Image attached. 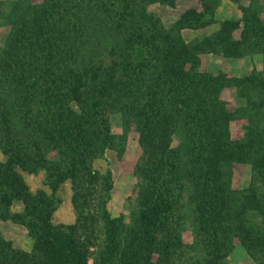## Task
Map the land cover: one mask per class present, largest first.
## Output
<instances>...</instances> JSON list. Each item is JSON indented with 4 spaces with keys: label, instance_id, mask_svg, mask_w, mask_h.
Listing matches in <instances>:
<instances>
[{
    "label": "trees",
    "instance_id": "obj_1",
    "mask_svg": "<svg viewBox=\"0 0 264 264\" xmlns=\"http://www.w3.org/2000/svg\"><path fill=\"white\" fill-rule=\"evenodd\" d=\"M175 1L0 0V27H9L0 46L5 157L0 160V205L9 210L20 203L8 218L23 225L32 240L31 249L23 251L0 235V264H86L92 254L88 233L97 222L91 207L105 241L97 260L111 264L123 222L106 206L111 172L101 176L91 169L92 159L114 141L102 116L104 102L136 118L143 149L134 172L137 226L145 237L142 241L134 234L131 243L152 251L155 234L165 231L187 183L195 247L204 251L193 264H220L234 238L251 264H264V219L248 225L257 215L264 218V74L235 79L237 85H249L255 97L231 110L220 91L235 80L201 71L199 58L205 50L224 58L264 56L262 11L253 0L247 5L229 0L241 17L215 20L221 0H200L202 13L185 10L166 29L148 6ZM215 23L218 30L199 40L187 41L181 34ZM237 114L247 119L241 139H233L228 129ZM173 136L178 143L170 145ZM234 163L251 169L242 190L229 186ZM39 170L50 192H32L21 174ZM66 181L75 219L54 223L60 202L55 192ZM124 252L129 257L122 264H148Z\"/></svg>",
    "mask_w": 264,
    "mask_h": 264
},
{
    "label": "rangeland",
    "instance_id": "obj_2",
    "mask_svg": "<svg viewBox=\"0 0 264 264\" xmlns=\"http://www.w3.org/2000/svg\"><path fill=\"white\" fill-rule=\"evenodd\" d=\"M249 1L239 0V3L241 5H247ZM253 2L262 11L260 16L264 19V0H253ZM148 9L154 13V16L166 29L172 27L179 15L185 10H191L194 13H202L203 11L200 0H176L172 6L155 2L150 4ZM214 9L216 14L215 20L225 16L241 17V10L229 0H221L219 4L215 5ZM218 27V23H215L205 26L201 30L185 28L181 30V34L187 41L199 40L203 34L214 32L218 30ZM8 29V26L3 25L0 27V46L4 42ZM239 31V29L233 31L231 36L237 39L239 37ZM104 44L105 42H101L99 45L104 46ZM199 58L201 71L211 74L222 72L231 80L240 79L242 76H247L251 72L264 74V56L258 53H249L237 58H224L219 52L205 50L199 54ZM236 83L235 80L230 85L222 87L220 91V98L225 102L226 107L231 110H236L241 106L243 107L246 104L247 98L255 97V92L249 85H237ZM107 105H109L108 102H104L102 105V116L107 122L110 130L109 133L114 135V141L110 144L111 146L105 148L102 155L95 156L92 159L91 169L101 174V176L106 174L108 170L111 172L112 188L110 191V199L107 201L106 206L113 218H119L123 222L120 233L121 245L119 243L120 248L112 256L111 264H122L121 261L123 260L124 262L129 257L124 251L130 252L138 258L137 262L140 261L141 263L145 261L148 264H193L194 261L201 259L200 257L204 255V251L195 247L194 228L192 227L188 213L192 206L190 199L191 186L187 183H185L186 188H184L179 198L174 215L166 223L165 231L161 230L155 234L156 243H153L152 251L146 252L142 250V246L138 247L137 241L136 243H131L134 234L139 233L141 235L139 239H142V241L145 237L142 231L140 232V227L137 226L139 213V206L136 201L138 182L134 172L143 149L139 144L136 118L123 115L122 112L113 106L108 107ZM20 115L22 117V113L19 112L17 116ZM246 123L247 119L245 116H238V114L230 120L228 129L233 139L242 138ZM260 124L263 125L264 120ZM22 128L21 123H19L17 131L20 132ZM177 143L178 138L173 136L170 145ZM49 156H54V153L50 152ZM4 158V154L0 148V160ZM250 173L251 169L248 164L234 163L232 165V174L229 182L230 188L233 190H242L247 187L250 180ZM21 174L32 192H35L39 188L50 192L47 184L45 185L44 183L45 174L43 170H39L37 173L21 171ZM92 174L95 173L93 172ZM96 176L99 177L100 175ZM55 196L60 199V202L54 211L53 222H73L75 214L71 199L72 189L70 182L66 181L62 183L56 190ZM19 209L20 203L18 202H14L9 207V210L0 205V235L11 241L16 248L29 251L32 240L26 228L8 218L11 212ZM94 210L95 208L91 207L90 212L97 222L91 233L85 232L89 235V241L91 242L89 250L92 252L87 258L86 264H99L97 260L98 253L105 243L101 220L98 214L94 213ZM263 219L261 215H257L248 225L253 228L255 223L261 224ZM231 241L229 245L230 251L226 257L224 256L220 259V264H251L240 241L237 238ZM133 259L128 261L132 262L134 261Z\"/></svg>",
    "mask_w": 264,
    "mask_h": 264
}]
</instances>
